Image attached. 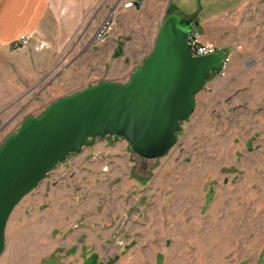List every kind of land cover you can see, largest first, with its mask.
Listing matches in <instances>:
<instances>
[{"label": "rangeland", "instance_id": "374dc122", "mask_svg": "<svg viewBox=\"0 0 264 264\" xmlns=\"http://www.w3.org/2000/svg\"><path fill=\"white\" fill-rule=\"evenodd\" d=\"M124 2L97 3L42 69L35 32L0 48V144L58 97L128 81L167 0ZM230 27L213 32L226 70L194 95L173 146L146 159L107 135L67 155L12 209L0 264H264V0Z\"/></svg>", "mask_w": 264, "mask_h": 264}, {"label": "water", "instance_id": "95a60500", "mask_svg": "<svg viewBox=\"0 0 264 264\" xmlns=\"http://www.w3.org/2000/svg\"><path fill=\"white\" fill-rule=\"evenodd\" d=\"M143 0L129 5L139 8ZM193 17L164 13L152 49L125 83L101 80L51 101L38 116H25L0 144V253L17 202L70 153L96 138L125 139L142 158L164 155L194 108V95L223 52L193 56L188 43Z\"/></svg>", "mask_w": 264, "mask_h": 264}, {"label": "crops", "instance_id": "0c3cea01", "mask_svg": "<svg viewBox=\"0 0 264 264\" xmlns=\"http://www.w3.org/2000/svg\"><path fill=\"white\" fill-rule=\"evenodd\" d=\"M100 1L0 0V48L4 50L10 48L11 42L20 33L34 34L35 32L37 38L46 43L47 49L32 48L36 56V66L33 69L38 68V65L42 69L50 60H54L53 53L59 51L70 33L73 34L80 29L86 16ZM130 1L125 0V5ZM146 1H142L135 11H140ZM253 1L255 0H167L161 16L163 17L168 11L185 17H193L194 25L198 26L197 31L203 42H213L228 48L225 44L214 41L217 35H213V32L227 29L230 26L234 28L240 15ZM125 7L133 6L128 4ZM91 19L94 21L95 16ZM80 42L81 40H76L77 44ZM31 45L32 47L37 46V44Z\"/></svg>", "mask_w": 264, "mask_h": 264}, {"label": "built area", "instance_id": "2783aa9c", "mask_svg": "<svg viewBox=\"0 0 264 264\" xmlns=\"http://www.w3.org/2000/svg\"><path fill=\"white\" fill-rule=\"evenodd\" d=\"M33 39H34L33 34L20 33L11 42V44L14 46H27L31 43ZM188 43L193 56L206 55L215 52H223V60L220 70L222 73H224V70H226V66L229 62V55H230L227 52L226 47L218 45L213 42H203L201 40L200 33L197 30H194L193 28L189 33ZM44 47H46V43L44 41H40L36 46L37 49H43Z\"/></svg>", "mask_w": 264, "mask_h": 264}, {"label": "trees", "instance_id": "16d2710c", "mask_svg": "<svg viewBox=\"0 0 264 264\" xmlns=\"http://www.w3.org/2000/svg\"><path fill=\"white\" fill-rule=\"evenodd\" d=\"M167 14H169V12L167 11ZM214 73V72H213Z\"/></svg>", "mask_w": 264, "mask_h": 264}, {"label": "bare ground", "instance_id": "6f19581e", "mask_svg": "<svg viewBox=\"0 0 264 264\" xmlns=\"http://www.w3.org/2000/svg\"><path fill=\"white\" fill-rule=\"evenodd\" d=\"M145 178V177H144Z\"/></svg>", "mask_w": 264, "mask_h": 264}]
</instances>
